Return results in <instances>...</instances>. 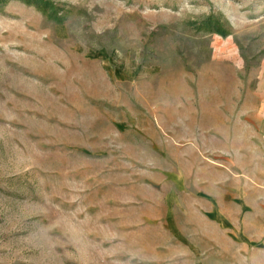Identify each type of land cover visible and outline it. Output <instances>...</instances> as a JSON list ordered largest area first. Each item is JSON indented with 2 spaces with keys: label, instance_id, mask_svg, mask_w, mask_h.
<instances>
[{
  "label": "rangeland",
  "instance_id": "obj_1",
  "mask_svg": "<svg viewBox=\"0 0 264 264\" xmlns=\"http://www.w3.org/2000/svg\"><path fill=\"white\" fill-rule=\"evenodd\" d=\"M53 2L0 0V264H264V0Z\"/></svg>",
  "mask_w": 264,
  "mask_h": 264
},
{
  "label": "trees",
  "instance_id": "obj_2",
  "mask_svg": "<svg viewBox=\"0 0 264 264\" xmlns=\"http://www.w3.org/2000/svg\"><path fill=\"white\" fill-rule=\"evenodd\" d=\"M29 4H34L43 12L47 13L52 18L62 21L63 17L58 15V9L53 0H23ZM201 28L210 32H218L224 36L230 33L229 30H223L221 27L220 18L214 17L213 15L203 19Z\"/></svg>",
  "mask_w": 264,
  "mask_h": 264
}]
</instances>
